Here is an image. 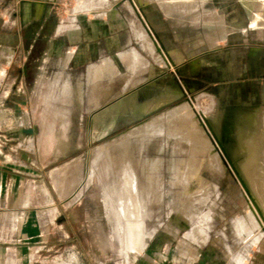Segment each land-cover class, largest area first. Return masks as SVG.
Returning a JSON list of instances; mask_svg holds the SVG:
<instances>
[{
  "label": "rangeland",
  "instance_id": "rangeland-1",
  "mask_svg": "<svg viewBox=\"0 0 264 264\" xmlns=\"http://www.w3.org/2000/svg\"><path fill=\"white\" fill-rule=\"evenodd\" d=\"M80 2L53 1L50 4L53 23L81 26L104 21L111 25L118 17L116 14L120 13L119 22L125 25L124 30L106 32L102 39L109 52L107 56L114 57L112 50L119 46L114 45L112 40L116 42L119 35L120 50L136 48L148 61V69L131 75L129 86L121 93L128 70L125 64L114 58L119 71L115 70L107 75L114 79L115 89L104 103L114 102L99 111L91 112L87 109L89 105L97 104L99 96H83L81 99L80 95H54V90L48 89V79L55 70L53 65L46 69L42 76L41 90L37 91L35 80L39 74V61L26 59L24 73L21 66L24 63L23 56L17 55L7 76L0 80V104L3 102V94L10 92L8 102L0 111V121H3L0 124V142L10 141L9 148L14 149V142L22 136L19 125L24 123L36 125L38 132L33 144L27 143L29 137L22 136L26 142L22 159L28 167L18 183L24 184V191L13 192L11 199L16 200L20 196L28 199L29 196L30 204L26 207L25 223L17 224L13 230L20 237L15 234V239L0 240V264H264V222H260L263 219L234 168L222 158L219 146L214 143L215 135L219 136L226 152L233 159L232 149L238 147L241 132L245 134L253 131L257 135L263 133L264 114H260L261 122L258 123L255 119L251 121L247 118L251 113L242 109H264L263 24L253 26L251 16L254 12L242 6L238 0H204L193 12L187 13L169 9L165 0H149L146 7L142 6L143 14L165 47L182 49L185 60L191 57L199 60L195 68L190 61H186L176 73L174 68L167 69L155 61L153 55L143 49L133 37L130 24L139 21L132 15L128 0H106L105 8L108 12L103 16L93 15L90 11L75 12L82 7ZM138 2L137 0L136 3L140 6ZM42 9L43 7L41 10L35 9L31 15L33 19L31 17L22 24L19 1L0 0V25L8 19L9 30V33H0V40L12 42L14 37L10 33L16 28L24 27V39L31 40L35 29L37 30L38 12ZM205 14L215 19L205 22ZM201 17L202 21H199ZM221 27L227 33L222 39L209 45L206 34L216 35ZM62 34L64 36L65 32ZM254 45H259L258 50L263 60L261 69L256 68ZM245 68H249L247 73L244 72ZM17 69H20L19 76L26 74L24 79L16 78ZM118 75L121 76L120 81L117 80ZM73 76L76 84L79 72H74ZM68 82L62 81V85L65 86ZM138 85L139 88L134 89ZM119 98L124 100L126 109L119 113L112 130L103 135ZM165 98L169 100L164 101ZM56 99L58 105L53 106ZM154 99L162 104L149 112H143L141 108ZM183 103L192 105L194 112L191 118L201 127L196 129L197 134L209 146V149L204 148L205 152L200 157L199 171L203 189L196 178L187 187L188 198H193L191 195H194L191 201L197 203L199 209L192 222L180 214L175 197L182 186L176 188L172 183L177 177L168 166V159L172 154L175 155L172 152L175 143L179 150L175 155L177 160L186 157L191 145L174 137L168 139L167 126L150 138L139 140L134 149V158L129 160L130 166L136 169L133 173L130 171L132 175L127 171L131 175L130 179L133 177L131 182L135 184L145 178L140 167H136L141 156L162 157L156 172L157 180L161 179L159 183L162 197L150 203L144 202V211H148V215L143 218L141 231L144 233L138 232L140 242L136 244L140 247L144 245L141 251L129 246L127 221L123 216L120 218L121 215L116 216L123 212V208L118 205L123 200L119 195L120 189L111 185L115 183L118 186L121 182L124 184L125 171L120 172L119 178L112 167L114 164L109 160L110 155L106 153L103 159L93 165V152L99 145L121 138L144 120ZM210 127L213 130L210 131ZM182 128L186 133L191 132V127ZM161 147L162 152L159 151ZM214 148L218 151L213 150ZM261 148L264 149V146ZM247 154H242L241 161L245 160ZM213 161L222 168L218 167L215 171ZM233 161L239 171L237 161ZM213 171L220 173L214 174ZM108 195L114 196L109 198ZM115 195L120 197L116 201L113 200ZM249 203H252L260 219L253 213ZM260 209L263 213V209ZM248 214H251L252 220L256 219L255 222H250L256 228L249 226L250 229L253 227L251 231L249 229L248 232L245 230L244 233H237L236 225ZM8 219H11L10 216L0 215V231L5 227L12 232L13 225L7 222ZM255 229L262 230L259 239H255L258 236Z\"/></svg>",
  "mask_w": 264,
  "mask_h": 264
},
{
  "label": "crops",
  "instance_id": "crops-1",
  "mask_svg": "<svg viewBox=\"0 0 264 264\" xmlns=\"http://www.w3.org/2000/svg\"><path fill=\"white\" fill-rule=\"evenodd\" d=\"M19 4L21 5V12L20 15L22 16V24L26 23L32 16L33 11L41 10L38 12V20L42 18L43 24L40 22L37 23V30L31 38V40L24 39V29L16 28L14 32L10 34L14 37L12 42L9 40H0V80L5 78L9 73V69L15 63V59L18 54L23 56L24 63H22V69L26 70V59H32L31 61L38 60L39 67L38 75L35 80L36 82V90H41L42 85V76L45 73L48 66H54V73L48 79L49 80V90H54V95H64V96H77L80 95L81 99L83 96L86 97H93L97 95L96 105H89L88 111L96 112L100 109H103L105 105H109L112 102L104 103L108 101L110 95L114 93L113 84L114 79L112 77H108L107 75L111 74L112 71L115 70L119 71V67L116 64L114 58L117 59L119 63L125 64L127 67L128 73L125 74V83L123 85V90L121 93L129 86L130 83V76L139 73L148 69V61L146 58L136 49L131 48L128 51H121L120 50V39L119 35L118 38L112 40L114 45L118 44V48H113L112 52L114 57L107 56L108 51H106V47L104 45V39L106 32H121L124 30V24H121L120 17L121 14H116L118 17L116 21H113L111 25L109 23H104V21H98L95 23H86L84 25H60L57 23H52L51 25L46 24V19L51 12V6L45 3L50 4L52 0H18ZM82 7L75 10V12H88L90 11L93 15L96 16H103L107 14L108 10L106 7V0H80ZM139 5L142 7H146L148 2L142 3L138 0ZM193 5L186 4L187 1L177 2L176 4H171L168 2V8L173 9L176 12L182 11V13H187L188 11H192L199 7L201 2L204 0H193ZM242 6H246L249 11H253L252 14V25L258 26L260 23L263 24L262 28H264V0H238ZM185 5H183V4ZM130 4V2H129ZM179 5V6H178ZM191 8H190V6ZM47 6V7H46ZM187 6V7H186ZM142 7V9H143ZM185 7V8H184ZM132 8V6H131ZM47 11V12H46ZM132 15L138 19L139 23L133 21L130 24L131 32L133 33V37L135 40L139 41L140 46L148 51L150 54L153 55L155 61L163 64L167 69L174 68L173 65L178 64L180 67L186 61H190L191 65L195 68L198 65V58L191 57L185 60V55L180 48H164L162 49L160 46V42L157 41V44L154 42L153 38L148 34L147 30L143 26L142 22L138 18L137 14L132 8ZM193 12V11H192ZM258 13V14H257ZM46 14V15H45ZM77 14V13H76ZM11 15V14H10ZM260 15V16H259ZM75 15H73L74 17ZM256 16V17H255ZM259 16V17H258ZM76 17V16H75ZM8 18V17H7ZM33 19V17H32ZM35 19V18H34ZM211 19H215L208 14L204 15L203 21L209 22ZM4 21V19H2ZM136 20V19H135ZM198 20V19H196ZM202 21V17L201 20ZM8 19H5L4 23L0 25V33L8 31ZM144 31V32H143ZM63 32L65 35L62 36ZM227 33L225 28H220V32L216 35L206 34V39L208 44L212 45L214 41H218L222 39L225 34ZM48 35V36H47ZM114 35V34H113ZM43 36V37H42ZM5 37H8L5 36ZM147 37V38H146ZM143 38V39H141ZM147 39V40H146ZM150 40V41H149ZM146 41V42H145ZM154 42V43H153ZM146 43V44H145ZM154 44L156 49H152ZM147 45V46H146ZM158 45V46H157ZM151 46V47H150ZM160 46V50L158 47ZM262 47V46H261ZM254 49H256V55H254L255 64H257L256 68L261 69L260 66L263 63L262 56L259 49V45H254ZM138 53L139 55H136ZM107 58V59H106ZM161 59V60H160ZM164 61V62H163ZM174 62V63H173ZM201 62V61H200ZM20 67V66H18ZM169 68V69H170ZM105 69V70H104ZM246 69V70H245ZM244 72H248L249 68H245ZM28 72V68H27ZM79 72V77L76 78L78 81L74 84V76L73 73ZM20 69L16 71V78L24 79L26 74L19 76ZM28 74V73H27ZM122 74V73H121ZM120 74V75H121ZM25 75V76H24ZM118 75L117 80H121V76ZM127 75V76H126ZM21 77V78H20ZM34 78V76H33ZM127 78V79H126ZM67 80L69 81L65 86L62 85V81ZM21 82V81H20ZM19 82V83H20ZM59 83V84H58ZM142 85V84H140ZM135 86L134 89L139 88V86ZM15 90V89H14ZM10 92L3 94L1 97L3 102L0 104V111L2 112L3 108L5 107V103L8 102V97ZM56 96V97H57ZM164 101H168L163 99ZM53 106L58 105L57 99L54 100ZM51 102V101H50ZM64 102V101H63ZM133 102V100H132ZM49 103V102H48ZM101 103V105H100ZM124 100L119 98L112 109L111 120L109 124L103 130V135L108 134L114 124L115 121L121 111L126 109V106L123 105ZM64 104V103H63ZM161 101L152 100L146 106L142 107L141 110L143 112H149L159 105H161ZM245 105V104H243ZM248 105V102H246ZM67 107V106H66ZM65 107V108H66ZM128 108V107H127ZM67 109V108H66ZM136 109V108H135ZM247 113L250 112L251 114L247 117L252 120H256L258 123L261 122L260 114H264V109L261 111L260 109L251 110L249 107L246 109L242 107ZM223 119V118H222ZM222 119L220 121H222ZM147 120V119H146ZM145 121V120H144ZM3 121H0V124ZM249 123V120H247ZM247 123V124H248ZM20 126V133L23 137H29L27 143L33 144L35 140V135L38 132V127L36 125H32L31 122L24 123ZM33 128V133H27L26 129ZM18 138L14 144V149L9 148L10 141H1L0 142V215H5L6 217L10 216L11 219H8V223H12L13 228H11L12 232L7 228H3L0 231V240L5 239H15V234L13 230L16 229L17 224L25 223V214H26V207H29L30 198L25 199L24 196L17 197L16 200L11 199L13 192H22L24 191V184L18 183L19 179L23 177L25 173V169L28 167L22 159L24 153V146H25V138ZM9 140V139H8ZM104 144V143H103ZM94 154V152H93ZM101 159L105 157L104 155H100ZM96 158L94 155L93 158ZM94 158V159H95ZM34 164V163H33ZM3 193L4 197H3ZM50 206H53L51 204ZM22 221V222H21ZM18 234V233H17ZM20 237V235H17Z\"/></svg>",
  "mask_w": 264,
  "mask_h": 264
},
{
  "label": "bare ground",
  "instance_id": "bare-ground-1",
  "mask_svg": "<svg viewBox=\"0 0 264 264\" xmlns=\"http://www.w3.org/2000/svg\"><path fill=\"white\" fill-rule=\"evenodd\" d=\"M148 1L149 0H141L142 3H146ZM165 1H168L171 4H176L177 2H182V1H187L186 4L187 3L191 4V6L193 5L192 2H194L193 0H165ZM191 6H190V8H191ZM80 8H81V6H80ZM141 39H143V38H141ZM151 46L153 48L154 44L152 45V43H151ZM153 49H155V47ZM193 112H194V109L190 103H186V104L183 103V104L174 106L173 108L167 109L163 113H160L154 117H151V118L139 123L137 126L133 127L131 130L128 129L129 131L126 133L124 132L125 134H123V136H121V138L116 139L112 142L111 141L105 142L104 144L99 145V147H97L95 149L94 153H95L96 158L93 162V165L97 164L98 160H100L102 158L100 155H104L106 153V155L107 154L110 155L109 160L111 159L110 160L111 163L114 164V166H112V165L111 166L114 167V169L116 170L115 174H117L119 176L120 172L122 170L125 171V172H123L125 175L123 177L126 178V180L123 181L124 184H121L122 182L121 183L119 182L123 186H120V184H119L118 185L119 187H118L117 184H115V183H113L111 186H114L116 189H120L119 195L123 201H121V204L119 203L118 205L120 208H123V212L121 214L118 213V215H116V216L121 215L120 218L123 216L124 219L127 221V224H128L127 230L130 234L128 237L129 241H130L129 246L132 245L133 248H135V249H139L142 251L143 246H144L143 245L140 247V246L136 245V244H138V241H139L138 232L144 233V231H141V229L143 228V225H144V221H143L144 219L143 218L145 217V215H148V211H147V213L144 211V209L146 208V206H145L146 204L144 202L150 203V202H153V201L158 200V199L160 200L162 197V187H161V184L159 183V181L161 179L157 180V177H156L157 176L156 172L158 171V167H159L160 163L162 162V157L157 156L154 158H148L147 156H141V160L137 163L136 167H138V166L140 167L141 174L145 178L143 181H140V182L137 181L138 184L136 182L135 183L136 185L134 184L133 181L131 182V179L133 180V177L130 179V176L132 175L133 171H135L136 169H134V167L130 166L131 162L129 160L131 159V157L134 158V149H135V146L137 145L136 143L139 140L150 138L151 136L155 135L156 133H159L160 131H162L163 130L162 128L165 126H167V130H168V133H167L168 139L174 137L178 141L179 140L180 141H186L189 143V145H191L188 150H187V148H184L187 150L186 157H185L186 159L182 158L181 160H177L175 155L178 153L179 150H178L177 145L175 143L173 148H172V152L175 155L172 154V157L170 159H168V166L173 170L174 176L177 177V180L175 182H172V183L174 185H176V188L179 185L182 186V189H180L181 191L179 193H177V195L175 197V199H176L175 204L177 205L180 214L184 215L185 218H187L190 222H192V220L194 219V217L197 214V211L199 209V205L197 203H194L191 201L194 198V195H191V197L193 196V198H188L189 194H187V192H188L187 187L191 183L193 178H196V180L200 184V188L203 186L202 185L203 183L200 180L201 176H200V171H199L200 159H201L200 157H201V154H203L205 152L204 148L209 149V146H208V142L203 137H201L197 134L196 129H201V127H198V124H196V122H194L193 118H191L193 116ZM173 121H177L178 123L177 122L172 123ZM182 126L183 127H185V126L191 127V130L189 129L191 132L186 133L185 129L182 128ZM258 128H260V127H258ZM258 128H257V130H258ZM257 130H256V132H257ZM262 131H263V133L257 132L258 135L255 134L253 131L252 132H246L245 134H243L244 132H241L240 136H239L240 137L239 143H238L239 145H238V147H234L232 149V156H233V159H235V161H237V163H238L237 166L239 168V172L244 177V179L246 180L248 187L250 189V192L256 201L257 207L262 208L263 213H264V158H262L264 155V149L261 148L262 146H264V145H261V143L264 142L263 141L264 140V130H262ZM218 139L220 141L219 136H218ZM253 139H255L256 142ZM253 142H255V143H253ZM214 143L217 144V141L215 140ZM110 144H113V145L109 149L108 146ZM217 146H218V144H217ZM222 146L224 147L223 144H222ZM213 150H215V148ZM159 151L162 152L163 147H161L159 149ZM184 152H185V150H184ZM244 152H246L248 154L245 156V160L243 159L244 161H241V156H242V154H244ZM238 159H240V161H238ZM214 162L215 161H213V167L214 166L216 167V168H214L215 171L218 170L219 168H222V167H220V165L214 164ZM211 163H212V161H211ZM127 171L131 175H129ZM130 171H132V173ZM215 171H213L214 174L216 173ZM135 174H136V172H135ZM120 176H119V178H120ZM123 177H121V178H123ZM89 178H90V176H89ZM110 178H111V180H113L112 177H110ZM114 178H116V180L118 179V177H116V176ZM159 178H160V176H159ZM138 179H136V180H138ZM105 186H106V184H105ZM172 187L174 188L175 186L172 185ZM106 188L107 187H105V189ZM201 189H203V188H201ZM118 192H119V190H118ZM111 193H112V190H111ZM108 194H110V193L108 192ZM119 195H118V197L115 195V197H113L114 199L113 198L112 199L114 201L118 200V198H120ZM111 196H114V195H111ZM111 196H109V198H111ZM206 196H208V195L206 194ZM201 197H203V195ZM199 200H200V198H199ZM106 203H109V202L107 201ZM114 204H116V203H113V205ZM206 215H207V212H206ZM112 217L113 216L111 215V218ZM149 217H150V215H149ZM109 218H110V216H109ZM243 218L244 219L242 220V222H240L239 225L238 224L236 225V228H237L236 232L237 233H240L242 231L244 233L245 230H247V232H248V230L250 229L249 226H253L256 228V226H254L252 224L250 225V222L254 221V220H252L253 218L251 217V214H248L247 216H245ZM113 219H114V217H113ZM115 219H116V217H115ZM118 220H119V218H118ZM114 221L115 220H113V222ZM255 221H256V219H255ZM121 222L122 221H120V223ZM261 222H264V221L261 220ZM117 223H116V225H117ZM256 223H258V221ZM122 224H123V222H122ZM253 227H252V229H253ZM122 228H124V227L122 226ZM122 228H121V230H122ZM201 229H197V231H199V230L201 231ZM252 229H250V231ZM195 230H196V228H195ZM255 230L257 231L255 233L258 235L257 237H255V239L256 238L259 239V235L262 234V230L261 231L257 230V229H255ZM119 231H120V229H119ZM193 231H194V229H193ZM143 233H141V234H143ZM248 235H249V233H248ZM143 237H144V235H143ZM123 242H124V240H123ZM142 242H143V240H142ZM125 244H127V243H125Z\"/></svg>",
  "mask_w": 264,
  "mask_h": 264
},
{
  "label": "water",
  "instance_id": "water-1",
  "mask_svg": "<svg viewBox=\"0 0 264 264\" xmlns=\"http://www.w3.org/2000/svg\"><path fill=\"white\" fill-rule=\"evenodd\" d=\"M130 2V5L132 6L133 10L135 11V13L137 14L138 18L140 19V21L142 22L143 26L145 27V29L147 30L148 34L153 38L154 42L157 44V41L160 42V46L162 49L165 48L164 43L161 41L160 36L154 31V29L150 26L148 20L146 19L145 14H143V10L141 6H138V4L136 3L137 0H128ZM139 7V8H138ZM158 46V45H157ZM160 46L158 47L160 50ZM190 60V59H189ZM174 63V62H173ZM175 66V72L178 73L179 72V66L178 64H173ZM170 68V66L168 67V69ZM213 130L210 127V131ZM33 128H29L26 129L27 133H33ZM215 134V132H214ZM210 135V134H209ZM217 141V144L219 146V152L221 153L222 158L225 160H227V162L234 168V171L236 173V175L239 177V180L241 181L245 191L247 192L249 198L251 199V202L254 204V206L257 208V211L261 217V219H263L264 221V213H262L261 209L259 207H257L256 201L254 199V197L252 196L250 189L248 187V184L246 182V180L242 177V175L240 174V172L236 169L235 165H234V161L233 159L228 155V153L226 152L225 148L222 146L221 142L219 141L218 137L215 135L214 137ZM214 142V141H213ZM223 154V155H222ZM252 203H249V206L251 208V210L253 211L254 214H256L255 209L252 205ZM256 216L258 217V215L256 214ZM259 218V217H258ZM260 219V218H259ZM261 222V221H260ZM264 229V227H263Z\"/></svg>",
  "mask_w": 264,
  "mask_h": 264
},
{
  "label": "flooded vegetation",
  "instance_id": "flooded-vegetation-1",
  "mask_svg": "<svg viewBox=\"0 0 264 264\" xmlns=\"http://www.w3.org/2000/svg\"><path fill=\"white\" fill-rule=\"evenodd\" d=\"M53 1H55V0H52V1L50 2V4H52ZM45 4H47V6L50 5V4H48V3H45ZM47 6H46V7H47ZM46 12H47V11H46ZM45 15H46V14H45ZM38 22H40V23L43 24V20H42V18L39 19ZM52 23H53V21H52V18H51V16H50V14H49V15H48V18L46 19V24L51 25Z\"/></svg>",
  "mask_w": 264,
  "mask_h": 264
}]
</instances>
